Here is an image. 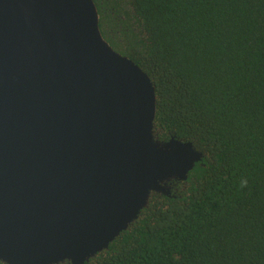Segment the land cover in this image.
<instances>
[{"label":"water","instance_id":"water-1","mask_svg":"<svg viewBox=\"0 0 264 264\" xmlns=\"http://www.w3.org/2000/svg\"><path fill=\"white\" fill-rule=\"evenodd\" d=\"M92 0H0V262L85 264L202 153L160 141L149 77Z\"/></svg>","mask_w":264,"mask_h":264},{"label":"trees","instance_id":"trees-1","mask_svg":"<svg viewBox=\"0 0 264 264\" xmlns=\"http://www.w3.org/2000/svg\"><path fill=\"white\" fill-rule=\"evenodd\" d=\"M92 1L154 87V137L202 157L85 264H264V0Z\"/></svg>","mask_w":264,"mask_h":264},{"label":"flooded vegetation","instance_id":"flooded-vegetation-1","mask_svg":"<svg viewBox=\"0 0 264 264\" xmlns=\"http://www.w3.org/2000/svg\"><path fill=\"white\" fill-rule=\"evenodd\" d=\"M178 182H180V181H178Z\"/></svg>","mask_w":264,"mask_h":264}]
</instances>
